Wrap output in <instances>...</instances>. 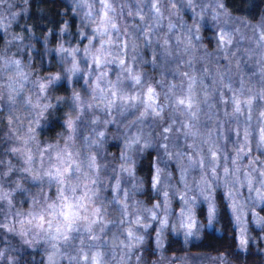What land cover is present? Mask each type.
Segmentation results:
<instances>
[{
    "label": "clouds",
    "instance_id": "9594fccd",
    "mask_svg": "<svg viewBox=\"0 0 264 264\" xmlns=\"http://www.w3.org/2000/svg\"><path fill=\"white\" fill-rule=\"evenodd\" d=\"M0 264H264V0H0Z\"/></svg>",
    "mask_w": 264,
    "mask_h": 264
}]
</instances>
